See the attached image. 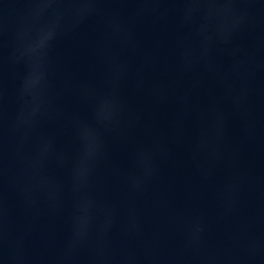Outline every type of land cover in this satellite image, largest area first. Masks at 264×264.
<instances>
[{"label":"water","instance_id":"1","mask_svg":"<svg viewBox=\"0 0 264 264\" xmlns=\"http://www.w3.org/2000/svg\"><path fill=\"white\" fill-rule=\"evenodd\" d=\"M0 264H264V0H0Z\"/></svg>","mask_w":264,"mask_h":264}]
</instances>
